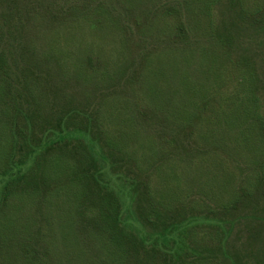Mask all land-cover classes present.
Returning a JSON list of instances; mask_svg holds the SVG:
<instances>
[{
  "label": "rangeland",
  "instance_id": "obj_1",
  "mask_svg": "<svg viewBox=\"0 0 264 264\" xmlns=\"http://www.w3.org/2000/svg\"><path fill=\"white\" fill-rule=\"evenodd\" d=\"M52 1L58 5L52 4L48 12V5L41 6L39 0L0 3V19L5 15L10 24L0 23V56L4 52L6 73L12 79V83L6 82L0 102L6 138L11 136L10 125L15 130L18 123L33 145L46 139L52 142L23 167L15 183L20 193L25 191V182L31 193L36 192L33 214L41 218L42 203L49 198L70 227L77 221L79 234L87 235L86 217L97 210L100 187L104 190L99 195L101 217L104 213L107 218L111 201L117 199L122 225L138 239L145 236L148 244L157 242L167 251L164 261L152 260V264H264V132L263 145L254 151V159L238 153L251 150L253 136L238 152L227 149L223 145L228 142L225 124L227 119L232 123V118L224 115L227 107L221 106L224 92L214 93L216 103L188 120L194 123L190 127L182 125L181 117L171 115L172 108L184 106L185 75L197 83L198 78L204 80L214 91L228 89L230 105L236 99L233 96L242 72L255 73L264 115V0H244L246 12L237 0H220L213 8L216 37L211 39L195 36L199 16L194 11L204 0H69L70 8L65 7L67 0ZM96 7L104 11L97 13ZM161 9L175 14L170 17L173 24L186 25V42L197 48V56L191 57L182 42L175 47V39L168 38L160 44L156 29L147 31L153 27L147 24ZM40 12L50 13L45 16L48 25L35 28L34 20L45 25ZM147 12L151 13L148 18ZM114 29H122V40L114 39ZM53 35L63 39L67 55L54 53ZM158 43L162 48L156 51ZM91 44L100 46L102 59L88 58L83 49ZM119 44L116 55L119 50L125 55L120 69L104 72L108 54ZM151 54L147 76L142 69ZM157 72H164V101L152 95L160 85ZM165 78L171 84L168 88ZM131 87H146L141 92L146 106H141V112L136 110ZM155 105L163 106L162 112L150 107ZM124 116H132L133 122H123ZM218 123L223 124L222 129ZM205 137L217 139L219 150L207 145ZM0 153L3 155L1 146ZM17 154L21 156V151ZM30 165L34 166L32 181L24 178ZM251 172L257 174L254 188L247 182ZM162 232L170 236L167 242L164 237L155 239ZM67 234L72 243L61 244L60 250L71 255L68 260L65 253L61 264H118L102 252V261H84L73 253L81 250L74 247L72 228L60 229L56 238L62 241ZM2 248H11L8 237ZM3 249L0 255L4 257ZM133 254L129 264H146L141 261V250L137 256ZM144 258L148 260V256Z\"/></svg>",
  "mask_w": 264,
  "mask_h": 264
},
{
  "label": "trees",
  "instance_id": "obj_2",
  "mask_svg": "<svg viewBox=\"0 0 264 264\" xmlns=\"http://www.w3.org/2000/svg\"><path fill=\"white\" fill-rule=\"evenodd\" d=\"M39 1L41 6L48 5L46 8V12L49 11L52 4L58 5L54 4L52 0ZM219 1L220 0H204L199 3V8L194 11L195 16H199L198 23H195V28L197 30V33L195 34L196 37L205 36L210 39L216 37V30L213 20V8L219 3ZM237 2L241 11L246 12L247 9L245 7L244 0H237ZM65 7H72L69 0L66 1ZM67 8L65 9L66 19L69 16L67 14ZM96 9L97 10H95V12L97 13L104 11V8L102 7H96ZM83 10L86 11L85 8ZM170 12L171 11L166 9H161L159 12H157L152 20L147 24L153 27L148 28L147 31H153V29H156V38L160 44H162V41L170 40L168 38H172L175 39V47H178L177 42H182L183 44L187 45L185 46V49L188 48V52L191 57L194 56V54H196L197 56V48L191 43L186 42V39H188L189 37V29H187L186 25L182 22L173 24L170 17L175 14H172ZM40 13V16L43 19L45 25H39L38 23L40 20H34L35 28H43L48 25L46 17L47 15L49 16L50 13H47L46 15L42 14V12ZM149 13L150 12H147V14L145 15L146 18L149 17ZM56 17H61V15L56 12ZM201 19H203V21ZM0 23L10 25L9 18L4 15L0 19ZM113 33L114 39L122 40V38H124L122 29L120 31H118V29H114ZM51 40L53 41V44L51 46L56 49L54 51L55 54H68L66 50L65 52L63 51L65 43L61 37L53 35L51 36ZM31 42L32 44H34L32 40ZM159 43L156 51H159V48H162L160 47ZM1 44L2 42H0V45ZM120 46H122V44L117 45L108 54V65L111 66V68L107 65L104 72H117L120 69V63L125 58V55H120V50L119 55H116L118 52L117 48H119ZM96 48L97 51L95 50ZM189 48H191L192 52L189 50ZM83 50L87 54L88 58L99 57L100 59H102V56L100 57V55L98 54L100 53L101 49L97 44H91L89 49L87 45V47ZM3 55L4 52H2L0 56V102L4 99L2 96L5 90L6 82L12 83V79H10L9 74L6 73L8 71L7 68L5 69L6 60H4L5 56ZM152 55L153 54L149 56L147 65H145V69H142L144 70L143 72H145V75L147 74V76L151 73L149 71L151 70L152 66L150 65L149 59ZM226 57L228 58L227 52ZM89 65L90 68L93 66L90 63ZM94 72H96L95 68ZM157 74L160 85L156 87V91L153 92L152 95H159L160 99H163L164 93L162 92V79L164 78V72L161 74L157 72ZM165 80L168 88V86H171V84H168L167 78H165ZM197 81L199 83L192 81L189 75L184 76V80L182 82V86L185 88L184 96H182L185 100L183 106L184 108L180 106L174 107L175 109L172 108L173 111L171 115L174 117H181L182 120L185 121V123L182 125L190 127L194 123L188 120L193 119V117L195 116H199L202 112L210 109V106H213V103H216L214 93L216 94L218 92H224V103L221 106L227 107V110L225 111L226 113H224V115H226L227 118L231 117L232 123H229L227 119V125L225 124V129H227L228 132V142L227 144L223 145L227 149L230 148L231 151L238 152V150L243 147L242 145L247 144L246 139H251V136H253L255 141L254 143L249 144V146L253 145L251 150L245 153H238L244 154V156L249 160L256 158L254 157V151L256 150V148H261L263 145L262 132H264V115L261 111L262 108L260 105V100L255 89V73H241L240 83L238 85L239 89L234 93V95L236 96H233L236 99L232 100V104L230 105H228V89L224 91L221 89H219L218 91H214L212 88L209 89L204 80L200 81V78H198ZM6 88L8 91L11 90L8 86H6ZM170 89H173V87ZM143 90H146V87L139 89L132 88L131 90V95L133 96V101L136 104L135 106L138 112H141V106H145L144 97L141 95V92ZM154 99L155 98H153L152 100ZM209 101L212 103H209ZM201 102L203 106L199 107L198 105ZM123 106L126 107L127 104ZM186 106H190V109H187ZM150 107L155 111L159 110L160 112H162L163 109V106L159 107L157 105H155L154 107ZM116 109L117 108H114V110ZM3 114L4 108L1 107L0 146L3 150V155L0 156V164H2V162L3 164L2 166H0V249H3L2 247L6 245L7 237L10 240L11 248H7L8 251L3 249V251L6 253V256H4L6 258L3 257V254L0 255V264H61V260H63V255L65 253L66 258H68L69 260L71 254L67 252L68 250H64L65 252L60 250V246L61 244L69 246L72 243L71 238L68 234L66 235L65 239H62V241L56 238L57 233L60 232V229L64 228L65 226L74 230L76 236L74 247L79 248L81 252L74 251L73 253H76V255L84 261L90 260L91 258L92 260L97 259L98 261H102V252L108 257H106L107 259L113 261L112 263L118 262V264H129L128 262H131L134 259L133 252H135V254H139L140 250L142 251V253H144L141 261H146V264H152V260L164 261L167 258L165 256L167 255V251L164 250L163 247L158 245L157 242L148 244V240L145 236L141 237V239H138L137 236L134 235L130 230H127V227L122 225L120 215L116 212V207L118 206L117 199L111 201L109 205V209L111 210V212H107V218L104 219V213L102 214V217L100 216L102 209L101 207H99V195L104 194V190H102L100 187H98L100 190V194L97 195L98 207H95V209L97 210L93 214H88L89 216L86 217V222L88 223V227L90 230L87 235L85 234L84 236H82L79 234L81 227L80 223H78L77 221H72L73 227H70V225L67 224L68 221L66 217L64 218L63 216H61L62 214L60 210H56L55 204H53V202L49 200V198H46L42 203L41 218H37L35 214H33V210L36 206V192L31 193L27 189L29 182H25L23 186V189H25V191L20 193L18 189L15 188V183L16 180L20 179V177L22 176L23 167L26 166L27 168L29 163H31L42 154L41 152H44L46 149L52 146V142L46 139L44 141L41 140L42 142H39L38 145H33V143L31 142L33 140L30 139L29 134L27 133L26 135L23 130V126H20L18 123L15 126V130L12 129V125H10L11 136L10 139L6 138L7 127L2 123ZM118 115L120 118V113ZM121 119L123 120V122H125V120L131 121V123L133 122L132 116H124ZM164 126L165 124L162 125V127ZM218 126L221 129L223 128L222 123H218ZM261 128L263 129V131H261ZM214 131H217V129H214ZM106 135L108 136V134L105 133V136ZM210 138L211 137H205V143L207 145L212 144L213 147L219 150V145L217 142L218 140ZM82 145L83 144H81V146ZM18 150L21 151V156L17 154ZM89 158L92 162L90 154ZM35 166L37 169V164H35ZM262 168L264 172V164H262ZM33 171L34 166L30 165L28 170L25 171L24 178H26L28 181H32L29 177L34 175V173H32ZM10 172H13L12 178L7 180V174ZM256 180L257 174H255L254 172H251V174H249L247 177L249 186L253 188L255 187ZM111 196L113 195L111 194ZM57 211H59V213H57ZM71 219H73V217ZM90 225L92 229H90ZM101 228V233L97 234L98 230ZM155 237V239H162V237H164L165 242H167L170 236L167 233L162 232L160 235H156ZM60 254H62V259L60 257ZM169 255L173 256V254H168V256ZM145 256H148V260H145ZM58 261H60V263H57ZM92 262H94V260Z\"/></svg>",
  "mask_w": 264,
  "mask_h": 264
}]
</instances>
